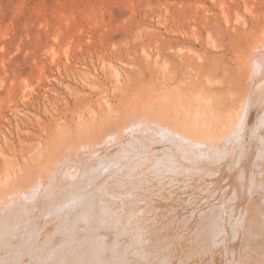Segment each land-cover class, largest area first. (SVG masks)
<instances>
[{"label":"rangeland","instance_id":"obj_1","mask_svg":"<svg viewBox=\"0 0 264 264\" xmlns=\"http://www.w3.org/2000/svg\"><path fill=\"white\" fill-rule=\"evenodd\" d=\"M262 48L264 49V0H0V230L2 229L0 231V258L3 257L0 259V264H6L7 261L9 262L7 264H20L21 262L25 263L26 260L28 261L25 264H31L34 260H37L38 264H44L45 259L50 260L51 258L55 264H65L68 250L70 251V248L75 247L76 241L74 243L72 238L75 240L77 238V242H80V235L86 233V231L80 233L84 229V226L81 225L86 223V218L90 219V222L87 220V223H90L89 226H85L89 230L92 225L95 226L99 223L97 221L101 219L102 222L103 218L106 217L104 218L105 223L100 222L102 229L100 224H97L99 227L97 225L91 227L92 232L91 229L87 231V233L93 234L90 233L91 237L95 238L101 230L100 235L104 238L106 234L118 235L119 231L113 230L111 226H116V229L122 227L121 218L116 216L120 211L118 208L122 209L123 205L118 200L115 203V199L121 198V196H114L113 204L108 201V205H105V201L110 198L103 197L106 198L104 200L100 197V193L105 187L104 183L106 184L110 178L113 177L118 180L120 177L119 179H121L119 172L122 173V171H126V173L129 171L128 173L135 176L141 173L139 175L141 179L143 176L145 179L148 174V178L146 177L148 180L149 177L150 179L157 177L159 179L156 181L165 182H161V185L159 184L157 187H152L154 184L150 183L144 187L150 189H147V194H149L148 201L150 199L152 205L163 203L169 208L162 210L166 214L164 216L162 213L163 223L166 222L165 225L168 226L167 223L173 221L172 225L174 226L173 228L169 226L166 228L165 226V230L164 227H161L163 224L158 225L157 228H162L160 229L162 233L160 231L161 234H157V237L161 238L162 236L160 239L162 244L165 240L170 242L169 240L172 238V235L168 236L171 234L170 232L174 235L173 240L177 241L182 233L184 235L188 231L193 234L195 230L202 235L206 229L212 230V232L207 230L205 233L209 236L208 232H210L212 235H210V241L213 242L211 245L214 244L215 246L211 247L213 250L209 251L203 261L200 262L203 257L200 259L190 257L191 260L189 259L191 245L187 236L191 237V234H185L186 238L185 236L181 237L182 239L185 238L183 246L178 245L177 247L180 248L177 258H169L165 264H208V262L209 264H231L233 262L238 264V252L234 253V250L236 251L237 247L242 248V245L248 242L247 237L242 233L244 231L247 233L252 226H257L256 237L262 255H258L253 262L246 256L242 264H264V118H262L264 113L258 112L256 114L251 127L244 126L238 131L231 128L235 125V118L240 115L241 105L247 100L252 90L254 60ZM251 56H255V58ZM199 102H201L199 105L204 107H201L203 111L200 110V113ZM194 113L197 115L196 117ZM103 119L106 122H103ZM202 121L205 124L208 122V125L204 124L205 126H203L204 122L202 123ZM261 124L263 128L260 126ZM231 129L232 133L230 132ZM253 129L258 133H254ZM166 130L168 134L165 132ZM260 132L263 135H260ZM220 135L226 136V139ZM184 136L188 137L185 138ZM190 136L193 137L192 140ZM254 136H257L256 139L253 138ZM176 140L181 144L176 143ZM195 141L197 142L195 143ZM216 141H219L217 146L215 145ZM57 142H59L58 145ZM246 146H249L247 156L250 157H247V152H244L247 149ZM173 147L176 152L173 151ZM204 147L205 149H203ZM182 148L183 151H181ZM224 148L226 152H224ZM231 150L236 151V153L233 154L230 152ZM188 152L193 154L195 158ZM208 152L213 154H206ZM228 152L233 155H228ZM255 153L261 154V157ZM180 154L181 157H179ZM185 155L189 159H186ZM214 155L222 161L217 159L218 162H215L216 158H214L212 163L210 159ZM237 156L239 159L236 158ZM252 160L256 162L254 163ZM103 161L106 166L97 168L96 163L99 165ZM154 161L158 163L155 164ZM183 162L184 167L181 165ZM90 164L95 168L94 173L98 172L92 173L91 178H97L92 180L89 177V180L92 181H88L89 184L83 183L84 179H88L85 173L92 167ZM149 164H153L151 165L154 169L153 172ZM229 164L233 166L229 167ZM249 164L256 168H249ZM161 165L164 168L161 167L162 169L159 170L157 166L160 167ZM174 165L177 167H173ZM68 167L71 169L68 170ZM154 167L159 170V173L167 170L168 176L161 173L162 176H165L162 178ZM232 167L235 170L230 169ZM65 169L67 172H71L70 174L76 172L72 174L76 177L72 178L73 180L66 179L69 182L63 184L64 180L58 182V179ZM176 169L181 170L179 172ZM247 169L253 170V173L251 171L248 173ZM24 170L25 172H23ZM136 170L141 172L137 173ZM172 170L176 175L172 173ZM231 170H234L235 173H231ZM229 171L230 173L227 174ZM169 173L173 180L177 179L171 181ZM236 174H240L242 177H238L239 175L232 177ZM7 176L12 177L10 181H14L16 185H22L23 188L19 187L22 190L15 191L13 183L8 186ZM224 177L230 178L229 182L231 183L228 184H231L232 187L225 183L228 178L225 180ZM98 178L99 181L97 182ZM167 178L170 183L165 181ZM37 179H41L43 183L40 184ZM30 180H34V183ZM236 182H238L237 186ZM42 184L43 186H41ZM61 184L63 187L65 185L70 186L69 189L72 190L63 189ZM221 184L224 185L225 189L219 187L223 186ZM160 187L164 192L161 193ZM203 187L205 188L203 189ZM237 187L239 191L236 190ZM247 187L248 190L251 187L249 193L252 195L249 197H247L250 195L247 192ZM226 188H230V190ZM226 190L229 192L227 193ZM91 193L94 198L91 197ZM23 194L25 196L22 197ZM225 194H229V196H223ZM46 196L48 199L50 198L48 203L51 200L53 202L48 204ZM98 196L101 200L99 199L97 202ZM67 198L70 199V203L67 202ZM6 199L10 201L14 199L12 202L19 203V207L15 210V214H17H14L15 216L9 214L8 219H4L7 217L2 215L3 212L5 215L8 212L4 208ZM87 199L90 200V203ZM171 199L172 201H170ZM165 200L169 201V206ZM21 201L26 202H24L25 206ZM30 201L31 203L34 201L32 205L35 206H30ZM56 201L57 203H55ZM99 201L101 206L98 205L100 204ZM223 203H225V207L222 209ZM103 204L107 208L106 210L104 207L102 208ZM179 204L183 206L186 204L187 210L194 213L186 216L187 210L183 211ZM206 204L209 205L206 206ZM202 206L206 212L210 211V207L214 208V212L210 211L213 216L211 219L209 218L210 213H205V211L203 213L209 217L208 219L204 218L201 212ZM99 208L105 212L108 209L112 211L108 210L107 214ZM115 208L116 210H114ZM171 208L175 209L171 210V212L174 211L173 214L171 213L172 216L169 213ZM197 209L201 210L200 217L203 220L198 218L206 222V227L205 224H200L202 223L201 220L198 219L200 223L196 221V216L191 217L193 214H198ZM84 211L87 217L84 216ZM89 211L93 213L91 217ZM123 211L125 210L123 209ZM123 211L120 212L123 213ZM196 211L197 213H195ZM181 212L183 215L180 216ZM78 213L79 215L83 214V218ZM37 214L39 217H35ZM176 214H179V218L171 220L172 217H178ZM60 215L64 216L63 219ZM124 216L123 213L122 217ZM183 216L187 217L188 221L191 217V222L188 223ZM193 218H196L194 219L195 222L192 220ZM179 219L183 224L177 222ZM6 220L15 223L13 229L15 232L8 239L3 234L8 232L4 229ZM217 220L224 223L221 225ZM47 221H49L48 224ZM208 221H213V225L218 222L219 226L214 225L213 227L216 229H213L209 225L210 227L207 228ZM184 222L188 224H185V231L183 232ZM20 224L22 228L25 224V232L22 231ZM32 224L35 226L33 227ZM175 224L182 233L178 232L177 234L175 232ZM196 224L202 225L200 226L202 228ZM53 225L59 229L56 230ZM64 225L72 228H67ZM45 227H47L46 231L44 230ZM155 227L152 226L159 233V229ZM126 228L123 226L121 228L123 231L120 230L119 232L126 238L122 234L118 238L122 236V243L126 247L128 245L125 243L129 239L130 242L134 243L129 242V245L136 246L137 239L140 240L139 233H136L138 229H134V227L131 231H126L129 230ZM54 229L55 231L60 230V233L58 232L56 235ZM94 229L98 231H93ZM66 230H68L67 233ZM112 230L114 233L117 231V233L114 234ZM167 230H170L169 233H166ZM104 233L106 234L104 235ZM164 233L168 237L165 238ZM13 234L18 235L13 236ZM215 234L217 235L215 236ZM22 236L26 237V242ZM213 236H215V241ZM242 237H244L243 240H241ZM19 239L23 240L25 245L27 243L26 246L24 245L25 249L21 247L24 243H20L22 241ZM99 240L102 241L103 239L100 238ZM2 241H5V244H2ZM7 241V247L11 244L10 246L17 250L20 246L19 253L16 251L18 254H12L15 253L14 248L7 249L5 246ZM53 241L58 245L47 243ZM82 242L81 239L80 243ZM139 242L141 243V241ZM159 242L157 241V243ZM179 242L180 240L178 244ZM45 243L47 248L43 246ZM140 243H137L140 245L137 246L138 248L141 247ZM39 244L42 245L41 249L46 250H44V254L39 252V250L41 251ZM49 247L53 248H50L51 252ZM10 249L14 251L12 252ZM45 253L48 258L44 257ZM4 254L5 256H2ZM56 254L59 255L56 256ZM24 255L26 256L25 261ZM59 256L62 259L66 256L63 259L65 261H61V258L58 260Z\"/></svg>","mask_w":264,"mask_h":264},{"label":"bare ground","instance_id":"obj_2","mask_svg":"<svg viewBox=\"0 0 264 264\" xmlns=\"http://www.w3.org/2000/svg\"><path fill=\"white\" fill-rule=\"evenodd\" d=\"M263 50V51H262ZM262 50L260 49V51H259V54L257 55V57L255 58V56H251V57H253V58H255V60L253 59V58H251L252 60H254V67H253V80H254V83L252 82V84H253V87H252V90H251V92H250V94H249V97L247 98V100L241 105V112H240V115H239V117H236L235 118V120H234V122H235V125H234V123H233V125H234V127H231V128H233V130H236V131H238L239 129H241L242 127H244V126H247V127H251L252 125H253V122H254V120H255V116H256V114L259 112L260 114L261 113H264V49L262 48ZM255 54L257 53V51L256 52H254ZM251 63H253L252 61H251ZM253 65V64H252ZM116 71V70H115ZM114 73H116V72H114ZM117 74V73H116ZM201 102H199L198 103V105L200 104ZM200 106V107H199ZM198 106V108H200L199 109V113L201 112L200 110H202V108H204V107H202L201 105H199ZM202 107V108H201ZM213 109H214V107H213ZM198 110V109H197ZM196 110V111H197ZM195 111V112H196ZM203 111V110H202ZM204 113H205V111H204ZM213 114H214V112H212ZM195 114V113H194ZM196 114H197V112H196ZM194 115L195 117L197 116V115ZM203 114V113H202ZM180 116V115H179ZM202 116V115H201ZM200 116V117H201ZM215 116V115H214ZM263 116H264V114H263ZM129 117V116H128ZM146 117V116H145ZM200 117H199V121H200ZM147 118V117H146ZM152 118V117H151ZM198 118V117H197ZM262 118H264V117H262ZM262 118H260V120L262 119ZM259 119V118H258ZM105 119H103V122H106V121H104ZM154 120V119H153ZM176 120V119H175ZM181 120V119H180ZM183 120V119H182ZM172 121V120H171ZM195 121H197V120H195ZM261 121H263V120H261ZM101 122V121H100ZM144 122V121H143ZM148 122V121H147ZM198 122V121H197ZM197 122H195L197 125H198V123ZM204 121H202V123H203ZM257 122H259V121H257ZM157 123V122H156ZM208 123V122H207ZM206 123V124H207ZM261 123H263V122H261ZM106 124V123H105ZM135 124V123H134ZM140 124V123H139ZM144 124V123H143ZM153 124V123H152ZM205 124V122L203 123V126H205L204 125ZM212 124V123H211ZM103 125H104V123H103ZM133 125V124H132ZM148 125V124H147ZM154 125H155V123H154ZM159 125V124H158ZM194 125V124H193ZM208 125V124H207ZM136 126V125H135ZM138 126V125H137ZM141 126V125H140ZM149 126H150V124H149ZM162 126H163V124H162ZM202 126V125H201ZM259 126V125H258ZM260 126H262V124L260 125ZM114 127V126H113ZM152 127V126H151ZM210 127V126H209ZM137 128V127H136ZM153 128V127H152ZM175 128V127H174ZM211 128V127H210ZM209 128V129H210ZM224 128V127H223ZM262 128H263V126H262ZM79 129V128H78ZM149 129V128H148ZM208 129V128H207ZM255 129V128H254ZM253 129V130H254ZM260 129H261V127H260ZM134 130V129H133ZM144 130H146L145 128H144ZM162 130H163V127H162ZM258 130V129H257ZM81 131H83V130H81ZM103 131V130H102ZM161 131V130H160ZM169 131H170V129H169ZM228 131H230V130H228ZM246 131V130H245ZM259 131V130H258ZM101 132V131H100ZM166 133H167V130L165 131ZM179 132V131H178ZM231 133H232V129H231V131H230ZM82 133V132H81ZM105 133V132H104ZM162 133H163V131H162ZM165 133V134H166ZM231 133H229V134H231ZM236 133V132H235ZM245 133V132H244ZM254 133H258V132H256V130H254ZM168 134V133H167ZM174 134H175V132H174ZM177 134V133H176ZM211 134V133H210ZM179 135V134H178ZM208 135V134H207ZM260 135H263V134H261V132H260ZM260 135H258V136H260ZM83 136V135H82ZM221 136V135H220ZM226 136H227V134H226ZM225 136V137H226ZM230 136V135H229ZM165 137V136H164ZM167 137H168V135H167ZM185 137V136H184ZM186 137H188V136H186ZM185 137V138H186ZM211 137V136H210ZM222 137V136H221ZM225 137H222V138H225ZM238 137V136H237ZM256 137L257 136H254L253 138L254 139H256ZM143 138V137H142ZM157 138V137H156ZM175 138H176V136H175ZM180 137L178 136V139H179ZM184 138V139H185ZM190 138H191V136H190ZM189 138V139H190ZM212 138H213V136H212ZM221 138V139H222ZM239 138V137H238ZM246 138H248V137H246ZM184 139H182V140H184ZM193 139V137L191 138V140ZM213 139H215V138H213ZM213 139H211V140H213ZM226 139V138H225ZM225 139H223V140H225ZM234 139V138H233ZM143 140V139H142ZM146 140V139H145ZM144 140V141H145ZM240 140V139H239ZM243 140V139H242ZM250 140V139H249ZM234 141V140H233ZM251 141V140H250ZM257 141V140H256ZM178 141L176 140V143H177ZM181 142H183V141H181ZM185 142V141H184ZM189 142V141H188ZM197 141H195V143H196ZM217 142H219V141H216V143H215V145L217 144ZM221 142V141H220ZM224 142V141H223ZM225 142H227V141H225ZM58 143L59 142H57V145H58ZM180 142H178V144H179ZM203 143V142H202ZM245 143V142H244ZM248 143V142H247ZM251 143H253L252 141H251ZM261 143V142H260ZM264 143V142H263ZM181 144V143H180ZM184 144V143H183ZM186 144V143H185ZM201 144V143H200ZM208 144V143H207ZM223 144H225V143H223ZM227 144V143H226ZM231 144V143H230ZM240 144V143H239ZM241 144H242V142H241ZM53 145V144H52ZM56 145V144H55ZM112 145V144H111ZM176 145V144H175ZM199 145V144H198ZM197 145V146H198ZM204 145V144H203ZM229 145V144H228ZM248 145V144H247ZM67 146V145H66ZM182 146V145H181ZM193 146V145H192ZM217 146V145H216ZM227 146V145H226ZM147 147V146H146ZM178 147V146H177ZM188 147V146H187ZM187 147H185V148H187ZM203 147V146H202ZM201 147V148H202ZM206 147V146H205ZM205 147L203 148V149H205ZM209 147V146H208ZM208 147H207V150H208ZM239 147V146H238ZM247 147V149L245 150V148H242V149H244L245 151V153L248 151V149H249V146H246ZM117 148V147H116ZM115 148V149H116ZM145 148V147H144ZM144 148H143V150H144ZM179 148V147H178ZM200 148V147H199ZM218 148V147H217ZM233 148H235L236 149V147L235 146H233ZM257 148V147H256ZM255 148V149H256ZM166 149V148H165ZM173 149H174V147H173ZM189 149V148H188ZM194 149V148H193ZM197 149V148H196ZM114 150V149H113ZM177 150V149H176ZM195 150V149H194ZM223 150V149H222ZM238 150V149H237ZM48 151V150H47ZM64 151V150H63ZM69 151V150H68ZM173 151H175V149L173 150ZM181 151H183V148L181 149ZM191 153H192V151L191 150H189ZM234 150H231L230 152H232L233 154H235L236 153V151H234ZM243 151V150H242ZM252 151V150H251ZM141 152V151H140ZM176 152V151H175ZM190 152H188L190 155H193V154H191ZM196 152H198L197 150H196ZM215 152V151H214ZM224 152H226V149L224 148ZM230 152H228L229 154L228 155H230L231 156V154L232 153H230ZM263 152V151H262ZM178 153V152H177ZM185 153V152H184ZM187 153V152H186ZM205 153V152H204ZM216 153V152H215ZM243 153V152H242ZM44 154V153H43ZM58 154V153H57ZM201 154V153H200ZM206 154H213V153H211V152H208V153H206ZM232 154V155H233ZM244 154V153H243ZM249 154V152H247V154H246V156ZM253 154V153H252ZM256 154V153H255ZM258 154V153H257ZM256 154V155H257ZM52 155V154H51ZM55 155V154H54ZM179 155V154H178ZM199 155V154H198ZM222 155V154H221ZM238 155V154H237ZM260 155V157H261V154H259ZM259 155H257V156H259ZM264 155V154H263ZM166 156V155H165ZM168 156V155H167ZM182 155L180 154V156L179 157H181ZM194 156V155H193ZM201 156V155H200ZM236 156V155H235ZM175 157V156H174ZM196 157H197V155H196ZM204 157H206V156H204ZM203 157V158H204ZM247 157H250V156H247ZM56 158V157H55ZM159 158V157H158ZM165 158V157H164ZM184 158V157H183ZM185 158L186 159H189V158H187V156L185 155ZM184 158V159H185ZM194 158H195V156H194ZM207 158H209V157H207ZM214 158H216V155H214L213 157H212V159H210V161H212V160H215ZM225 158V157H224ZM235 158V157H234ZM237 159H239L238 158V156L236 157ZM257 159H260V158H258V157H256ZM54 159V158H53ZM61 159V158H60ZM160 159V158H159ZM163 159V158H162ZM171 160H174V159H172V158H170ZM184 159H183V161H184ZM199 159H201L200 157H199ZM205 159V158H204ZM209 159H208V161H209ZM217 159H219V158H216V160H215V162H218L217 161ZM222 159V158H221ZM246 159V158H245ZM249 159V158H248ZM253 159H255V158H253ZM257 159H256V161H257ZM113 160V159H112ZM116 160V159H115ZM123 160V159H122ZM198 160V159H197ZM220 160V159H219ZM223 160H225V159H223ZM232 160V159H231ZM247 160V159H246ZM250 160H251V158H250ZM249 160V161H250ZM262 160V159H261ZM97 161V160H96ZM99 161V160H98ZM102 161V160H101ZM159 161V160H158ZM176 161H178L177 159H176ZM190 161V160H189ZM196 161V160H195ZM201 161H202V159H201ZM220 161H222V160H220ZM237 161V160H236ZM236 161H234V162H236ZM252 161H254V160H252ZM256 161H254V163L256 162ZM37 162V161H36ZM93 162H95V161H93ZM92 162V163H93ZM152 162V161H151ZM155 162V161H154ZM164 162V161H163ZM163 162H162V164H163ZM185 162V161H184ZM184 162L183 163H181V165L184 167ZM199 162V161H198ZM203 162V161H202ZM238 162V161H237ZM251 162V161H250ZM258 162H259V160H258ZM262 162V161H261ZM66 163V162H65ZM119 163V162H118ZM148 163V162H147ZM158 162H155V164H157ZM172 163V162H171ZM175 163V162H174ZM173 163V164H174ZM189 163H191V162H189ZM201 163V162H200ZM212 163H213V161H212ZM58 165L60 164V163H57ZM98 163H96V167L97 168H99V167H102L103 165H105L106 166V164H104V161H103V163H99V165H97ZM109 164V163H108ZM131 164V163H130ZM154 164V165H155ZM165 164H166V162H165ZM199 164V163H198ZM202 164V163H201ZM241 164V163H240ZM248 164V163H247ZM246 164V165H247ZM257 164V163H256ZM261 164V163H260ZM36 165V164H35ZM91 165V164H90ZM150 165V164H149ZM151 165H153V164H151ZM151 165H150V167H151ZM167 165V164H166ZM175 165H176V163H175ZM173 166V167H177V166ZM178 165V164H177ZM192 165H194V164H192ZM227 165V164H226ZM65 166V165H64ZM72 166V165H71ZM92 166V165H91ZM108 166H110V165H108ZM136 166H138V165H136ZM168 166V165H167ZM230 166H233V165H230L229 164V167ZM252 166V165H251ZM250 166V164H249V168H252V169H254V168H256L254 165V167L252 166L251 167ZM34 167H37V166H34ZM43 167H44V165H43ZM86 167V166H85ZM89 167V166H88ZM120 167V166H119ZM140 167V166H139ZM150 167H148L147 166V168H150ZM164 168V166H160V167H158L157 166V168H159V170L160 169H162V168ZM192 167V166H191ZM194 167V166H193ZM40 168V167H39ZM87 168V167H86ZM85 168V169H86ZM96 168V169H97ZM110 168V167H109ZM128 168H129V166H128ZM127 168V169H128ZM134 168H136V167H134ZM147 168H146V171H147ZM152 168V167H151ZM155 168V167H154ZM179 168H180V165H179ZM178 168V169H179ZM186 168V167H185ZM188 168H190V167H188ZM21 169V168H20ZM26 169V168H25ZM35 169V168H34ZM71 168H69L68 167V170H70ZM133 169V168H132ZM140 169V168H139ZM143 169V168H142ZM171 169H173V168H171ZM178 169H176V171L178 170ZM230 169H234V167H232V168H230ZM237 169H239V168H237ZM258 169V168H257ZM124 170V169H123ZM129 170V169H128ZM145 170V169H144ZM153 168H152V172H153ZM155 170H157L158 171V174L160 175V176H162V174L164 173V174H166L167 176H168V174H167V170H165V171H163V173L161 174V173H159V170L158 169H156L155 168ZM181 170V169H180ZM180 170H178L179 172H180ZM186 170H188V169H186ZM199 170V169H198ZM235 170V169H234ZM234 170L231 172V173H235L234 172ZM248 170V169H247ZM256 170V169H255ZM261 171H262V169H260ZM72 171V170H71ZM87 171V170H86ZM94 171H95V168L92 166V167H90L89 168V170H88V172L87 173H85V174H87L86 176H88V179H84L85 181L83 182V183H87L88 181H92L95 177H93V179L91 178L92 177V173H94ZM98 171V170H97ZM100 171H102V170H100ZM107 171V170H106ZM121 171V170H120ZM137 171V170H136ZM169 171V170H168ZM249 171H251L252 173H253V170H248V173H251V172H249ZM260 171V172H261ZM23 172H25V170L23 171ZM50 173H51V171H49ZM85 172V171H84ZM116 172V171H115ZM123 172H125V173H123ZM129 172V171H128ZM126 173V171H122V173L121 172H119L120 173V175H121V179H122V181H121V179H119L118 178V180L117 179H115V178H110L109 179V181L105 184L104 183V185H105V187H103L102 188V191H101V193H100V197L101 198H103V197H109L110 199H108V200H106V198L104 199V200H106L105 202H106V204L105 205H108L107 204V202L109 201L110 203H112L113 204V202L112 201H114L113 199H114V196H121V198H118V199H115V203H117L116 202V200H118L122 205H123V208L122 209H119L118 208V210H122L123 211V209L125 210V211H123V213H124V217H122L123 216V213H121L120 211H118L119 212V214L116 216V213H115V216L116 217H118V218H121V226L123 227V226H126L127 228L126 229H129V230H126V231H131L134 227V229H138V232H136V233H139V238H140V240H138L137 239V243L139 244L140 242L139 241H141V247L140 248H138L140 245H137V243H136V246H133V242L131 241H129V240H127V239H125V240H127L126 242L128 243H125L126 245H128V247H126L123 243H122V241H123V238H122V236H123V234H122V236H120L121 238H118L119 237V235H121V234H119V232H120V230H121V232L123 231V229H121L120 227L118 228V229H116V226H111L112 228H113V230H118L119 232H118V235L117 234H115V233H117V231H115V233H114V231H113V233L115 234V235H107L106 233H104V235L106 234V236H105V238H104V236L103 237H101L102 235H100L101 234V231H100V233L98 234L97 232H95V233H97V235H96V237L95 238H93V237H91V235H90V233L92 232V229H91V227H95L97 224H100V220L99 221H97V222H99V223H97V224H95V226H91L90 227V229H91V232H89V233H87V231H89L88 230V228H86L85 226H89V224L87 223L89 220H88V218H86L87 220H86V223L83 225L81 222H80V225L81 226H84V229L83 230H81V234L83 233L82 231H86V233H83V235H80L81 236V239L83 240V242L82 243H80L81 242V239H79L80 240V242H77L78 240H77V238H76V240H75V238H72L73 240H74V243H75V241H76V245L77 244H79V246H76L75 244H74V246L75 247H73V248H70V251L68 250V253H67V260H66V262H65V264H165L166 262H167V260L170 258V259H172V258H177V256H178V253H179V251H180V248H177L178 247V245H180V246H183V243H184V240H185V238H186V236H185V234H191V232H187V233H184V235H183V233H182V231L184 232L185 231V224L187 223H185L184 222V225L182 226L183 228H182V231L180 232L178 229L179 228H176V224H175V227L174 228H176V230H175V232L178 234V232H180V233H182V236L181 237H184L185 236V238L184 239H182L181 237H179L180 239V242H179V244H178V239H177V241H174L173 239V237H174V235H173V233L172 232H170L171 234L170 235H168V236H171L172 235V238L171 237H169V238H171V240H169L170 242H166V240L163 242V244H162V242L160 241V239H162V236H161V238L160 237H157V234H161L162 233V230H160V229H162L163 227H164V229H165V226H166V228H168V226L169 227H171V228H173V226L174 225H172V223H173V221H172V223H171V221L169 222V223H167L168 224V226L167 225H165L166 224V222L165 223H163L164 221H163V217H162V213L164 212V211H162V210H167V209H169V208H167V206H166V204H163V203H160V204H156V205H152L151 203H152V201L149 199V201H151V202H149L148 201V195L149 194H147L148 192H147V189L148 188H144L145 187V185L147 184V186L148 185H150V184H154V185H152V187L153 186H158L161 182H162V180H160L161 182H159V180L158 181H156V179H159V178H153V179H150V177H149V180L147 179L148 177V174H147V176H145V179H144V176H143V178L141 179V178H139V175L141 174L140 172L141 171H137V173H140V174H137L138 175V177H136L135 175H133V174H131V173ZM148 172V171H147ZM71 173V172H70ZM69 172H67L66 171V169H65V171L64 172H62L61 173V175H60V177H59V179H58V182H60V181H63L64 180V182H62L63 184L65 183V182H67L68 180H73L72 178H75L76 176H72V174H74V173H76V172H74V173H72V174H70ZM95 173H98V172H95ZM94 173V174H95ZM114 173V172H113ZM144 173H145V171H144ZM143 173V174H144ZM172 173H173V170H172ZM203 173V172H202ZM230 173V171L227 173V174H229ZM237 173V172H236ZM239 173H240V171H239ZM262 173V172H261ZM27 174V173H26ZM30 174V173H29ZM47 174V173H46ZM100 174V173H99ZM107 174V173H106ZM173 174H175V173H173ZM241 174V173H240ZM240 174H236V175H233L232 177H234V176H238V177H240ZM38 174H36V176H37ZM155 176H156V174H154ZM158 175V176H159ZM169 175H170V173H169ZM176 175V174H175ZM189 175H190V173H189ZM25 176H27V175H25ZM39 176V175H38ZM43 176V175H42ZM96 176V175H95ZM98 176V175H97ZM124 176V177H123ZM151 176H153V175H151ZM194 176V175H193ZM206 176V175H205ZM222 176H224V175H222ZM229 177L231 176V175H228ZM251 176H253V175H251ZM8 177V180H6L7 181V183H8V186L9 185H11L12 183L14 184V188L16 189L15 191H19V190H22V189H20L19 187H21V188H23L22 187V185L21 186H18V185H16L15 184V182L14 181H10V179L12 178V177H10V176H7ZM32 177V176H31ZM89 177L92 179V180H89ZM99 177H100V175H99ZM103 177H105V175H103ZM117 177V176H116ZM147 177V178H146ZM154 177V176H153ZM163 177H165V176H162V178ZM174 177H176V176H174ZM229 177H224L225 178V180H226V178H228V180H226V184L227 185H230L231 186V184H228V183H231V182H229L230 180V178ZM242 177V176H241ZM240 177V178H241ZM246 177H247V175H246ZM263 177V176H262ZM6 178V177H5ZM17 178H18V176H17ZM87 178V177H86ZM97 178V177H96ZM96 178L94 179V180H96ZM170 178H171V175H170ZM200 178V177H199ZM22 179V178H21ZM66 179H68L67 181H66ZM83 179V178H82ZM101 179H102V173H101ZM114 179V180H113ZM177 178H175V180H176ZM194 179V178H193ZM37 180H39V179H37ZM167 180H169L168 178L165 180V181H167ZM175 180H173L172 178H171V181H175ZM236 180V179H235ZM234 180V181H235ZM34 181V180H33ZM33 181H31L30 180V182H33ZM40 181V184L41 183H43V181L41 182V179L39 180ZM99 181V178H98V180H97V182ZM199 181H201V180H199ZM5 182V181H4ZM3 182V183H4ZM38 182V181H37ZM69 182V181H68ZM96 182V181H95ZM164 182V181H163ZM162 182V183H163ZM167 182H169L170 183V181H167ZM192 182V181H191ZM240 182H242V180H240ZM34 183V182H33ZM90 183V182H89ZM89 183H87V184H89ZM148 183H150V184H148ZM165 183V182H164ZM205 183H207L206 181H205ZM233 183H235V182H233ZM238 182H236V186L238 185L237 184ZM252 183V182H251ZM103 184V183H102ZM168 184V183H167ZM240 184V183H239ZM249 184H250V181H249ZM36 185V184H35ZM46 185V184H45ZM94 185V184H93ZM97 185V184H96ZM100 185V184H99ZM108 185V186H107ZM161 185V184H160ZM164 185H166V184H164ZM200 185V184H199ZM205 185V184H204ZM219 185V184H218ZM221 185H223V184H221ZM245 185V184H244ZM40 186V185H39ZM41 186H43V184L41 185ZM61 186H62V184H61ZM90 186V185H89ZM246 186H249V185H246ZM35 188H36V186H34ZM45 187V186H44ZM49 187V186H48ZM47 187V188H48ZM63 187V186H62ZM69 187L70 186H68V185H65L64 187H63V189H68V190H70L69 189ZM98 187V186H97ZM99 187H101V186H99ZM207 187H208V185H207ZM217 187V186H216ZM219 187H223L224 188V185L223 186H219ZM225 187H227V186H225ZM232 187V186H231ZM239 187V186H238ZM236 188V190H238L239 188ZM3 188V187H2ZM14 188H12V189H14ZM82 188V187H81ZM80 188V189H81ZM142 188V189H141ZM155 188V187H154ZM161 189V193L162 192H164V190L162 189V187H160ZM189 188V187H188ZM190 188H191V186H190ZM205 187H203V189H204ZM222 188V190H224ZM250 188L251 187H249V190H248V187H247V192H248V194H250L249 192H251L250 191ZM30 189V188H29ZM34 189V188H33ZM40 189H42V187H40ZM46 189V188H45ZM44 189V190H45ZM174 189V188H173ZM187 189V188H186ZM200 189H201V187H200ZM226 189H228V188H226ZM234 189V188H233ZM3 190V189H2ZM72 190V189H71ZM70 190V191H71ZM84 190V189H83ZM93 190V189H92ZM99 190H101V189H99ZM104 190V191H103ZM148 190H150V189H148ZM156 190H159V189H157L156 188ZM175 190V189H174ZM195 190V189H194ZM221 190V191H222ZM228 190H230V188L228 189ZM231 190H232V188H231ZM235 190V191H236ZM42 191H43V189H42ZM50 191V190H49ZM62 191V190H61ZM64 191V190H63ZM74 191V190H73ZM80 191V190H79ZM153 191V190H152ZM227 191V190H226ZM225 191V192H226ZM239 191V190H238ZM3 192V191H2ZM68 192V191H67ZM83 192H85V191H83ZM98 192H100V191H98ZM175 192V191H174ZM185 192V191H184ZM193 192V191H192ZM229 191H227V193H228ZM232 192V191H231ZM246 192V193H247ZM11 193V192H10ZM22 193H24V192H22ZM77 193V192H76ZM89 193V192H88ZM95 193V192H94ZM167 193V192H166ZM166 193H163V194H166ZM206 193H208V192H206ZM83 194H85V193H83ZM173 194H175V193H173ZM189 194V193H188ZM195 194V193H194ZM230 194V193H229ZM229 194H227L228 196H229ZM247 194V195H248ZM33 195H34V193H33ZM59 195V194H58ZM77 195V194H76ZM91 195V197H92V193L90 194ZM95 195V194H94ZM153 195V194H152ZM154 195H155V193H154ZM159 195H160V192H159ZM158 195V196H159ZM172 195V194H171ZM170 195V196H171ZM201 195V194H200ZM226 194L225 195H223V196H227ZM237 195V194H236ZM252 194H250V195H248L247 197H249V196H251ZM23 196H25L24 194L22 195V197ZM37 196V195H36ZM56 196V195H55ZM67 196V195H66ZM96 196V195H95ZM164 196V195H163ZM210 196H212V195H210ZM233 196H234V192H233ZM34 197V196H33ZM47 198V203H48V200L50 199H48V196H46ZM50 197V196H49ZM57 197V196H56ZM84 197V196H83ZM91 197H90V199H91ZM100 197L98 196V199H97V202H98V200L100 199ZM157 197V196H156ZM172 198H173V196H171ZM235 197V196H234ZM237 197V196H236ZM1 198V197H0ZM43 198H45V197H43ZM58 198V197H57ZM57 198H55V199H57ZM61 199H62V197H60ZM68 198H69V195H68ZM67 198V199H68ZM92 198H94V196L92 197ZM160 198V197H159ZM162 198V197H161ZM160 198V199H161ZM164 198V197H163ZM225 198V197H224ZM227 198V197H226ZM17 199V198H16ZM19 199H21V198H19ZM29 199V198H28ZM39 199V198H38ZM45 199V200H46ZM151 199H153V198H151ZM203 199V198H202ZM207 199H208V197H207ZM238 199H240V197H238ZM12 200V199H11ZM14 200V199H13ZM12 200V201H13ZM58 200V199H57ZM64 200V199H63ZM69 200V201H68ZM67 200V202H69L70 203V199H68ZM86 200V199H85ZM87 200H89V199H87ZM101 200V199H100ZM103 200V201H104ZM154 200H155V197H154ZM166 200H167V198H166ZM165 200V201H166ZM177 200V199H176ZM243 200H245V199H243ZM12 201H10V200H5V211H8L7 212V214L5 215V213L3 212L2 213V215L4 216V217H7V218H4V217H2V218H4V219H8V215L10 214V215H13V216H15L16 214H15V210L19 207V203L18 204H15L14 202H12ZM52 201V200H51ZM51 201H49V203L51 202ZM156 201V200H155ZM170 201H172V199L170 200ZM236 202H238L237 200H235ZM234 201V202H235ZM25 201H21V203H23V206H25V203H24ZM44 202V201H43ZM53 202V201H52ZM160 202V201H159ZM167 202V201H166ZM174 202V201H173ZM179 202V201H178ZM194 202V201H193ZM225 202V201H224ZM233 202V203H234ZM239 202H240V200H239ZM263 202V201H262ZM4 203V202H3ZM28 203V202H27ZM30 203H31V201H30ZM34 203V201L31 203V205L30 206H35V205H32ZM46 203V204H47ZM48 203V204H49ZM55 203H57V201L55 202ZM82 203H84V202H82ZM86 203H87V201H86ZM85 203V204H86ZM88 203H90V200L88 201ZM99 203L100 204H98V205H102L101 204V202L99 201ZM154 203V202H153ZM156 203V202H155ZM189 203H190V201H189ZM208 203H209V201H208ZM242 204H243V202H241ZM249 203V202H248ZM254 203V202H253ZM81 204V203H80ZM103 204V206H102V208L105 206ZM169 204V201L167 202V205ZM178 204V203H177ZM191 204V203H190ZM189 204V205H190ZM199 204V203H198ZM210 204V203H209ZM209 204H206V206L207 205H209ZM221 204V203H220ZM224 204L225 203H223V207H222V209L225 207L224 206ZM226 204H227V202H226ZM238 204V203H237ZM258 204V203H257ZM4 205V204H3ZM52 205V204H51ZM50 205V206H51ZM64 205H66V204H64ZM63 205V206H64ZM69 205V204H68ZM88 205H90V204H88ZM117 205V204H116ZM115 205V206H116ZM172 205V204H171ZM192 205H194V204H192ZM252 205V204H251ZM38 206V205H37ZM43 206H45V205H43ZM49 206V207H50ZM61 206V205H60ZM67 206V205H66ZM83 206V205H82ZM100 206H98V207H100ZM114 206V205H113ZM169 206V205H168ZM179 206H181V208L183 209V211L186 209L187 210V207L188 206H186V204L184 205V206H186V208H184V206L183 205H180L179 204ZM27 207V206H26ZM40 207V206H39ZM47 207V206H46ZM94 207V206H93ZM107 207V206H106ZM112 207V206H111ZM173 207V206H172ZM195 207V206H194ZM210 207V206H209ZM226 207H227V205H226ZM1 208V207H0ZM28 208H29V206H28ZM27 208V209H28ZM42 208H44V207H42ZM52 208V207H51ZM50 208V209H51ZM87 208V207H86ZM102 208L100 209L99 208V210H102ZM108 208H109V206H108ZM66 209H68V208H66ZM77 209V208H76ZM85 209V208H84ZM83 209V210H84ZM89 209V208H88ZM104 209L106 210L107 208H105L104 207ZM202 211L201 210H198L199 212H198V214L197 215H191V217L193 216H196V218H193L192 220L194 221V219H196V221L197 222H199L198 221V217H200L201 216V213H200V211L203 213L204 211H205V213H210L209 214V216H205V213H203V215H204V218H206V219H208V217L211 219V216H212V213L211 212H214V208H211L210 207V211L209 212H206V210H204V208H203V206H202ZM242 209H243V207H242ZM255 209V208H254ZM253 209V210H254ZM2 210V209H1ZM20 210V209H19ZM46 210V209H45ZM56 210V209H55ZM78 210V209H77ZM80 210H81V208H80ZM86 210V209H85ZM92 210V209H91ZM97 211H98V209H96ZM108 210H110V209H108ZM107 210V212H105V211H103V213H107L108 214V211ZM114 210H116V208L114 209ZM171 210H175L174 208H171L169 211V213L171 214H173V212H171ZM185 210V211H186ZM190 210V209H189ZM195 210V209H194ZM252 210V211H253ZM51 212H52V210H50ZM82 211V210H81ZM88 211V210H87ZM94 212H95V210H93ZM110 211H112V210H110ZM188 211V210H187ZM187 211H186V216H188V214H192V213H194L193 211H191V213H189L190 211H188V213H187ZM248 211V210H247ZM246 211V212H247ZM33 212V211H32ZM46 212V211H45ZM45 212H44V214H45ZM64 212H65V209H64ZM99 212H101V211H99ZM98 212V213H99ZM178 212H180V211H178ZM177 212V213H178ZM236 212V211H235ZM242 212H244V211H242ZM46 213H48V211L46 212ZM66 213V212H65ZM76 213V212H75ZM81 213V212H80ZM87 213V212H86ZM89 213H90V211H89ZM88 213V214H89ZM102 213V212H101ZM102 213V214H103ZM113 213V212H112ZM111 213V214H112ZM168 213V214H169ZM195 213H197V211L195 212ZM227 213V212H226ZM231 213V212H230ZM234 213V212H233ZM239 213H240V211H239ZM249 213V212H248ZM251 213V212H250ZM253 213V212H252ZM15 214V215H14ZM36 214V213H35ZM57 214V213H56ZM91 214L93 215V213H90V217H91ZM95 214V213H94ZM164 214V213H163ZM172 214H171V216H172ZM235 214V213H234ZM262 214V213H261ZM25 215H28V214H25ZM67 215V214H66ZM78 215H79V213H78ZM83 215V214H82ZM82 215H79L80 217L82 216ZM97 215V214H96ZM110 215V214H109ZM166 214H164V216H165ZM181 215H183L182 214V212H181V214H180V216ZM199 215V216H198ZM19 216H21V214H19ZM54 216V215H53ZM57 216V215H56ZM55 216V217H56ZM61 216V215H60ZM68 216H70V215H68ZM76 216V215H75ZM84 216H86V214H85V211H84ZM107 216V215H106ZM111 216V215H110ZM170 216V217H171ZM176 216H178V217H172V219L171 220H173V218H179V214L177 215L176 214ZM220 216H221V213H220V215H219V218H220ZM243 216V215H242ZM18 217V216H17ZM32 218H33V216H31ZM35 217H39L38 216V214L35 216ZM34 217V218H35ZM46 217H48V216H46ZM62 217V216H61ZM64 217V216H63ZM63 217H62V219H63ZM77 218H78V216H76ZM87 217V216H86ZM93 217V216H92ZM113 217V216H112ZM112 217H110V218H112ZM169 217V218H170ZM184 218H185V216H183ZM190 217V216H189ZM191 217H190V219H189V221L186 219V221H188V223L189 222H191ZM213 217V216H212ZM237 217V216H236ZM241 217V216H240ZM257 217V216H256ZM263 217V216H262ZM14 218V217H13ZM20 218V217H19ZM29 218V217H28ZM43 218V217H42ZM82 218H83V216H82ZM104 218H106V217H104ZM104 218H103V220H102V222H104ZM182 218V217H181ZM202 220H203V218L202 217H200ZM218 218V219H219ZM243 218V217H242ZM15 219H18V218H15ZM51 219V218H50ZM58 219H59V217H58ZM61 219V218H60ZM61 219V222L63 221ZM65 219H67L66 218V216H65ZM65 219H64V221H65ZM69 219V218H68ZM81 219V218H80ZM183 219V218H182ZM201 219H199V220H201ZM25 220H26V218H25ZM39 220V219H38ZM43 220H44V218H43ZM53 220V219H52ZM52 220H50V221H52ZM56 220H57V218H56ZM95 220V219H94ZM112 220V219H111ZM114 220V219H113ZM119 220V219H118ZM117 220V221H118ZM164 220H165V218H164ZM176 220V219H175ZM180 220V219H179ZM177 221L178 223L179 222H181V224H183L182 223V221L180 220V221ZM184 220V219H183ZM201 220V221H202ZM205 220V219H204ZM212 220H214L213 218H212ZM244 220V219H243ZM248 220V219H247ZM251 220V219H250ZM259 220V219H258ZM1 221H2V219H1ZM7 221V220H6ZM6 221H4L5 223H6ZM40 221H41V219H40ZM59 221V220H58ZM85 221V220H84ZM166 221V220H165ZM218 221V220H217ZM29 222V221H28ZM38 222V221H37ZM57 222V221H56ZM79 222V221H78ZM90 222V221H89ZM101 222V223H102ZM112 222V221H111ZM175 222V221H174ZM176 222V223H177ZM195 222V221H194ZM196 222V223H197ZM218 222H220V224L221 223H224V222H222V221H218ZM218 222H217V224H214V225H218L219 226V224H218ZM250 222V221H249ZM2 223V222H1ZM18 223V221L16 222V224ZM30 223V222H29ZM35 223H36V221H35ZM41 223V222H40ZM40 223H38V224H40ZM49 223V221H47V224ZM63 223V222H62ZM61 223V224H62ZM67 223V222H66ZM105 223V222H104ZM118 223V222H117ZM159 223V224H158ZM171 223V224H170ZM187 223V224H188ZM200 223V222H199ZM206 222H204V221H202V223H200V224H205ZM210 223V224H209ZM212 223V224H211ZM247 223V222H246ZM257 223H259V222H257ZM34 224V223H33ZM32 224V225H33ZM37 224V223H36ZM51 224V223H50ZM49 224V225H50ZM57 224V223H56ZM55 224V225H56ZM68 224V223H67ZM71 224V223H70ZM78 224V223H77ZM77 224H75V225H77ZM160 224H163V225H161V227L162 228H157L158 227V225L160 226ZM181 224H179V225H181ZM208 225H207V228L208 227H210V226H214L213 225V221H208V223H207ZM1 225V224H0ZM3 225H5V224H3ZM14 225H15V223L14 222H12L11 220H8L7 221V223H6V225H5V227H4V229L6 230V232L7 233H3V234H5V238L6 239H8V237L9 236H11L12 235V233H14L15 231L13 230L14 229ZM25 225V224H24ZM23 225V227L25 228V226ZM26 225H28V224H26ZM31 225V226H32ZM40 225H42V224H40ZM49 225H48V227H49ZM59 225V224H58ZM69 225V224H68ZM102 224H100V226H101ZM106 225V224H105ZM107 225L109 226V223H107ZM106 225V226H107ZM110 225H111V223H110ZM115 225V224H114ZM171 225V226H170ZM196 225H199V224H196ZM210 225V226H209ZM222 225V224H221ZM35 225H33V227H34ZM45 226V225H44ZM51 226V225H50ZM54 226V225H53ZM60 226V225H59ZM64 226H66V225H64ZM107 226V227H108ZM130 226H134V227H130ZM152 226H156L155 228H157V229H159V233H158V231H156V230H154V228H152ZM200 226H202V225H199V227ZM18 227H19V225H18ZM20 227H21V224H20ZM30 227V226H29ZM52 227V226H51ZM58 227V226H57ZM67 227V226H66ZM69 228H72L71 226H68ZM67 227V228H68ZM77 227V226H76ZM79 227V226H78ZM97 227H99L98 225H97ZM104 227V226H103ZM110 227V228H111ZM131 229H130V228ZM188 227H191V226H189L188 225ZM205 227H206V224H205ZM242 227V226H241ZM24 228H22L21 227V229H23L22 231H24L25 232V230H24ZM54 228L57 230V229H59V227L58 228H56L55 226H54ZM64 228V227H63ZM86 228V229H85ZM101 229H102V226L100 227ZM106 228V227H105ZM192 229H193V227H191ZM191 228H190V231H192L191 230ZM197 228V227H196ZM200 228H202V227H200ZM3 229V230H4ZM20 229V228H19ZM30 229V228H29ZM35 229H37V228H35ZM46 229H47V227H45L44 228V230L46 231ZM55 229H54V231H55ZM74 229V228H73ZM106 229H108V228H106ZM170 229V228H169ZM180 229H181V227H180ZM189 229V228H188ZM213 229H216V228H214L213 227ZM237 229V228H236ZM16 230V229H15ZM18 230V229H17ZM33 230V229H32ZM43 230V231H44ZM63 230H65V229H63ZM97 230V229H96ZM95 229L93 230V231H96ZM109 230V229H108ZM107 230V231H108ZM166 230V229H165ZM171 231H172V229H170ZM170 230H167L166 231V233H169L168 231H170ZM174 230V229H173ZM199 230V229H198ZM210 231L211 229L210 228H208V229H206V231ZM0 231H2V229L0 230ZM22 231H21V233H22ZM60 230H58V231H55V234L56 233H58ZM73 231H75V229L73 230ZM76 231H78V230H76ZM98 231V230H97ZM106 231V230H105ZM160 231H161V233H160ZM186 231H187V229H186ZM205 231V232H206ZM219 231V230H218ZM239 231H240V229H239ZM257 226H252L251 227V229H248V232L246 233L245 231L242 233V234H244L246 237H247V239H248V242H246L247 240L246 239H244V240H246L245 242H246V244H243L242 245V248H238L237 247V245H236V247H237V249H236V247H235V249H236V251L234 250V253H236V252H238V254H237V258H238V264H242V262H243V259L247 256L248 258H250L251 260L250 261H255L256 259H257V256L258 255H262V253L259 251V247H260V245H259V242L257 241V237H256V234H257ZM33 232H35L36 233V231L35 230H33ZM68 232V230H66V233ZM157 232V233H156ZM165 232V231H164ZM202 232V231H201ZM205 232H202V235H201V233L199 234V233H197V231H195L194 230V232H193V234H191V237L190 236H187V238H188V240H190V255H189V259H190V257H193V258H195V259H200V258H202L201 260H200V262L201 261H203V259H204V257L206 256V255H208L209 254V251L212 249L213 250V248H211L212 246H215L214 244L213 245H211L212 243H211V241H210V238H211V234H210V232H212V230L210 231V232H208L209 233V236H208V234H206ZM214 232H215V230H214ZM241 232V231H240ZM19 233V232H18ZM27 233V232H26ZM46 233V232H45ZM52 235H53V230H52ZM60 233V232H59ZM61 233H62V231H61ZM108 233H109V231H108ZM126 233H128V232H126ZM125 233V234H126ZM25 234V233H24ZM54 234V235H55ZM69 234V233H68ZM92 234V233H91ZM132 234L134 235V233L132 232ZM175 234V233H174ZM217 234H219V233H217ZM217 234H215V236L217 235ZM18 234H16V235H14L13 234V236H17ZM22 235H23V233H22ZM33 235V234H32ZM36 235V234H35ZM51 235V236H52ZM57 235V234H56ZM59 235V234H58ZM67 235V234H66ZM93 235V234H92ZM117 235V236H116ZM130 235H131V233H130ZM130 235H129V237H130ZM133 235H131L132 237H133ZM138 235V234H137ZM137 235H136V237H137ZM164 235H165V233H164ZM26 236H28V235H26ZM34 236V235H33ZM36 236H38V235H36ZM36 236H35V238H36ZM61 236V235H60ZM168 236H164L165 238L166 237H168ZM215 236H213V239H214V241H215ZM235 236V235H234ZM244 236V237H245ZM49 237H50V235H49ZM68 237H69V235H68ZM124 238H126V236L124 235L123 236ZM135 237V238H136ZM221 237V236H220ZM230 237V236H229ZM244 237H242V239L241 240H243V238ZM3 238V237H2ZM4 238V239H5ZM22 238H23V240L26 238L25 236L23 237L22 236ZM52 238H53V236H52ZM70 238V237H69ZM79 238V237H78ZM100 238H102L103 240L101 241V240H99ZM118 238V239H117ZM128 238V237H127ZM158 238H159V240H158ZM176 238V237H175ZM190 238V239H189ZM231 238V237H230ZM235 238V237H234ZM5 239V240H6ZM15 239H17V238H15ZM33 239V238H32ZM42 239V238H41ZM54 239V238H53ZM133 239V238H132ZM131 239V240H132ZM212 239V240H213ZM10 240V239H9ZM12 240H13V238H12ZM20 240V239H19ZM23 240H20V241H22V242H20V243H24L23 244V246L21 245V247H24L23 249H25L26 247V245H27V243H26V245H25V242H26V239L24 240L25 242H23ZM49 240H51L52 241V239H49ZM57 240V239H56ZM58 240H59V238H58ZM62 240V239H61ZM65 240V239H64ZM226 240V239H225ZM240 240V241H241ZM11 241V240H10ZM16 241V240H15ZM14 241V242H15ZM29 241H30V239H29ZM48 241V240H47ZM55 241V240H54ZM54 241L53 242H47V243H51V245L54 243ZM66 241V240H65ZM91 241V242H90ZM133 241L134 242H136L134 239H133ZM157 241L159 242V243H157ZM1 242V241H0ZM5 241H2V244H5L4 243ZM59 242H60V240H59ZM129 242L130 243H133L131 246L129 245ZM229 242V241H228ZM234 242V241H233ZM13 243V242H12ZM20 243L18 244L17 243V245H20ZM36 243H38V242H36ZM35 243V244H36ZM57 243V242H56ZM65 243V242H64ZM240 243V242H239ZM7 244H8V241H7V243H6V247H7ZM13 244H15V243H13ZM41 244V243H40ZM39 244V245H40ZM49 244H47V245H49ZM55 244V243H54ZM62 244V243H61ZM61 244H59L60 246H61ZM159 244H161V245H159ZM11 245V244H10ZM9 245V247H7V249L8 248H14L15 249V247H11ZM16 245V246H17ZM25 245V246H24ZM46 245V243L43 245L44 247H46L45 246ZM51 245H49V246H51ZM55 245H58V244H55ZM66 245V244H65ZM69 245V244H68ZM216 245H218V244H216ZM225 245V244H224ZM231 245V244H230ZM229 245V246H230ZM41 246L42 245H40L39 247H40V249H41ZM54 246V245H53ZM138 246V247H137ZM185 246V245H184ZM187 246H188V244H187ZM19 248H20V246H18ZM18 247H16V248H18ZM217 248H219V246H216ZM232 247V246H231ZM3 248H5V247H3ZM19 248L16 250L15 249V253H12L13 255H15L17 252L16 251H18V253H19ZM31 248H33L32 247V245H31ZM38 248V247H37ZM47 248V247H46ZM51 247H49V251L51 250V249H53V248H51ZM65 248H66V246H65ZM22 249V248H21ZM22 249V250H23ZM39 249V248H38ZM57 249V248H56ZM3 250V249H2ZM9 250V251H10ZM34 250H35V248H34ZM45 250V249H44ZM44 250L43 249H41V251L39 250V252L41 253L42 252V254H44ZM7 251V250H6ZM21 251V250H20ZM46 251V250H45ZM48 251V252H49ZM61 251V250H60ZM28 252V251H27ZM47 252V253H48ZM51 252V251H50ZM49 252V253H50ZM211 252H213V251H211ZM17 253V254H18ZM29 253V252H28ZM37 253V252H36ZM39 253V254H40ZM56 253V252H55ZM26 254V253H25ZM30 254H31V252H30ZM53 254V253H52ZM214 254V253H213ZM228 254V253H227ZM11 255V254H10ZM26 255H29V254H26ZM32 256H34V254H31ZM31 255H29V257H32ZM59 255V254H58ZM57 254H56V256H58ZM61 255V254H60ZM2 256H5V254L4 255H2ZM18 256V255H17ZM23 256V255H22ZM38 256H40V255H38ZM38 256H36V257H38ZM53 256V255H52ZM51 256V257H52ZM55 256V255H54ZM55 256V257H56ZM221 256V255H220ZM7 257V256H6ZM25 255H24V261H25ZM44 257H46V253H45V256ZM66 257V256H65ZM65 257L63 258V259H65ZM8 258V257H7ZM41 258V257H40ZM46 258H48V255H47V257ZM59 258H61L60 256L58 257V260H59ZM211 258V257H210ZM219 258V257H218ZM229 258V257H228ZM0 259H3V257H1ZM20 259H21V257H20ZM52 259V258H51ZM48 260V259H45L46 260V262L44 263L43 261V263L44 264H55V262H54V260ZM54 259H56V258H54ZM62 258H61V261H65V260H63ZM9 260V259H8ZM39 260V259H38ZM42 260V259H41ZM58 260L56 259L55 261H57L58 262ZM191 260V259H190ZM5 261V260H4ZM3 261V262H4ZM15 261V260H14ZM28 260H26V262H27ZM32 261V260H31ZM37 260H34V262H32L31 264H38L37 262H36ZM197 261H199V260H197ZM209 261V260H208ZM6 262V261H5ZM20 262H21V260H20ZM25 262V263H26ZM232 262V261H231ZM7 263H9L8 261L6 262V264ZM21 263H23V264H25L24 262H21ZM20 263V264H21ZM205 263V262H204ZM212 263V262H211ZM2 264V263H1ZM4 264V263H3ZM10 264H12V263H10ZM13 264H15V263H13ZM59 264V263H58ZM62 264V263H61ZM64 264V263H63ZM169 264V263H168ZM208 264H209V262H208ZM231 264H234V262L233 263H231Z\"/></svg>","mask_w":264,"mask_h":264}]
</instances>
